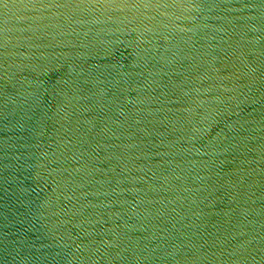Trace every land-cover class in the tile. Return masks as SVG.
Listing matches in <instances>:
<instances>
[{
    "label": "water",
    "instance_id": "95a60500",
    "mask_svg": "<svg viewBox=\"0 0 264 264\" xmlns=\"http://www.w3.org/2000/svg\"><path fill=\"white\" fill-rule=\"evenodd\" d=\"M0 264H264V0H0Z\"/></svg>",
    "mask_w": 264,
    "mask_h": 264
}]
</instances>
